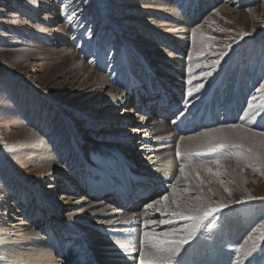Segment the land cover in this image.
I'll use <instances>...</instances> for the list:
<instances>
[{
    "label": "rangeland",
    "instance_id": "rangeland-1",
    "mask_svg": "<svg viewBox=\"0 0 264 264\" xmlns=\"http://www.w3.org/2000/svg\"><path fill=\"white\" fill-rule=\"evenodd\" d=\"M167 2L172 4L179 14V18L174 19V25L180 28L179 19L182 22H188L185 27L189 36L193 29L200 28L202 35L206 38L202 55L213 53L212 56H203L194 62L196 64L199 62L206 64L207 62L212 66L213 61H220L212 71L208 70L209 72L216 70L213 75H216L217 78L211 81L212 84L203 87L209 88L208 93L215 92V89L218 94L223 92V98H218V102L220 104L224 102V106L229 107L236 103L235 94L241 90L244 93L240 98L242 105L237 107V116L233 119L239 123L242 121L250 123L253 120L252 117H256V112L248 109L249 101L255 105L264 103V99H262L264 93L257 91L264 84V0H167ZM169 6L171 7V5ZM156 7L158 6L155 0H0V241L5 239L3 232L12 228L9 227L10 223L17 222L26 231H37L35 232L37 238H44L46 235L44 242H48L49 234L40 235L46 229V222L41 217L39 218L42 214L41 210H37L38 213L35 214L34 220L31 218L30 212L36 210L34 203L31 202L33 201L32 193L38 190L50 197H47L50 200L45 198L46 201L58 200L61 197L59 195L66 192L63 187L69 173L75 180L74 184L75 182L79 184L80 178H86V174H91L92 170L106 175L103 172L104 169L100 168V164H97L98 161L103 164L108 161L112 170L114 169L113 164L119 165L118 159L112 161L113 159L109 155L105 156L107 149L103 148L113 150L115 147V144L109 141V135L102 136L100 133L102 128H110V125L97 123V116H100L105 106H96L95 103L103 98V91L91 88L89 84H82V80L78 79L77 72L79 71L68 70V66L71 67V63L68 61L71 56H74L77 62H83L95 74L104 76L111 87L119 92L122 91L124 96L127 91L119 87L122 84L120 80L125 79L127 74L132 84L137 83L135 87H130L127 94L128 99L135 102L136 108H127L132 112L125 114L123 105L115 107L112 112L115 118L126 115L130 119V125L127 128L140 123L139 116L143 114L138 111L137 107L139 106V110L140 107L141 111L143 110L141 104L146 103L144 95L149 92L148 81L150 79H160V82L165 83L166 87H169V84L174 87L176 83L171 82V77L178 78L181 85L179 84L178 90L173 89V92H180L178 95L188 101V108L193 109V106L199 103L198 106L202 104L205 107L204 111H207L209 102L203 99V95H207L205 94L206 89L203 92L195 90L197 85L203 84L205 79H201L202 81L198 83L192 81L189 84L190 76L187 79L179 76V69L182 66H187V62L182 61L181 66L176 67L178 75H175L174 70L169 72L170 68L166 66L147 67L141 63L142 56L139 59L141 61H137L138 51L148 58L165 55V47H169L167 43L160 41L159 36L163 29L169 30V28L157 26L155 22L165 23L171 19V15L163 14ZM171 12L169 11V13ZM69 16H71V20H68ZM209 17L210 19L207 20ZM150 28L156 33L146 36L145 32ZM234 33H247L248 35L243 36L246 37V43L241 44L236 40L241 36H236L234 39L232 37ZM165 37L175 41L172 37ZM208 37L212 39L208 40ZM146 40L159 45V47H145ZM185 42L188 43L185 44L186 47L193 46L191 40ZM66 53L70 56H67ZM221 53L224 54L222 58ZM188 55V52L187 55L183 53L181 57L188 58ZM66 60L69 63H66ZM259 70H261L260 74ZM158 72L161 75L158 76ZM255 76L256 82L253 81ZM242 79L245 83L244 87L240 86ZM187 86L188 91L184 89ZM229 88H231L230 91L233 90L232 94L234 95H230V99L226 100L224 96L228 95ZM251 88L253 90L250 92ZM189 90H193L191 96L188 95ZM139 94L141 98L138 97ZM172 97L175 95L172 94ZM253 97L256 99L254 100ZM209 111L212 112V109ZM230 111H235V109ZM246 111H250L252 115L245 117ZM148 117H150L149 124H154L155 121L149 112ZM99 121L101 120L98 119ZM251 126L255 125L251 124ZM221 128L224 127L221 126ZM123 129L125 131V127ZM60 131H68L69 140L61 136ZM258 131L260 130L255 132L258 133ZM127 132L129 133V131ZM97 134L99 135L97 136ZM37 138L50 143V148H47L48 154L51 155L52 151L57 152L55 160L59 163L68 162L69 159L77 160L74 162L73 168L69 166L67 170L64 167L65 169L63 168L57 173L60 177L56 181V185L62 188L55 195L45 189L47 180L37 179L39 175L44 176V173H41L42 165L35 162L39 152L33 153L30 150L25 154L19 151L20 147L34 148L38 141ZM93 138H104V140L93 146L91 143ZM66 140L68 143L72 142L70 144L73 147L77 145L81 150L87 149L84 158H80L83 161L82 164L78 161L80 152L77 151L70 154L71 158L60 157L61 148L67 143ZM135 147L138 145L132 142L129 148L124 149L121 146L119 149L120 151L128 150V153L120 155L126 161L132 159V163L134 162L132 166L138 168L144 155L138 157L137 153L132 152L139 148ZM230 149L210 155L207 160L196 158L208 163L219 158L220 166L216 165L213 168L216 170L215 172H219L217 168L223 169L225 162L233 163L239 170L237 173L241 186L238 181L229 179L225 171L220 172L221 175L217 181L209 180V183L205 185L191 183L194 185L191 186L194 189L193 192L196 193H191L189 196L202 197L210 193L212 199L211 192H215L216 187L219 186L227 189L226 195L230 200L226 202L228 209H222L210 217L205 222L206 226L200 230V234H197L198 239L195 237L194 240L201 241L197 245L212 244L217 246L219 244L217 253L221 257L229 258L231 252L236 263L247 256L250 264H264V260L261 258V256L264 257V252L261 251L264 249V239H261V235L264 233V164L249 156L248 159L252 160L249 161L252 167H247L246 163L244 166L235 165V162L229 157V159H225V155H228L227 151L234 155L232 151H229ZM71 152L73 151L71 150ZM117 156L119 155L116 153ZM176 160L178 162V158ZM199 161H193L191 164H203ZM181 163L178 162L179 165ZM253 168L258 170L254 171ZM140 170L141 166L138 171ZM68 171L70 172L68 173ZM106 173L108 174V172ZM221 180L223 184L219 182ZM72 196L74 199L72 201L75 202L82 197L88 199L90 197L85 190L75 195L72 194ZM23 198L25 201H22ZM213 200H218V198ZM222 200H226L225 197ZM65 210L66 207H63V212ZM15 217H19L20 220H14ZM230 217L238 221L239 226L242 224V230L240 235L235 237L234 248L229 252L230 249L224 248L222 238L227 234L223 228L227 226L226 223ZM184 224L180 223L178 227L181 228ZM57 229L62 231L63 227ZM61 231L58 233L61 234ZM83 232L86 233L85 230ZM10 235H6V238ZM202 237L206 241H202ZM52 238L56 246L65 247L64 241L59 243L58 239ZM251 241L259 247L251 256H248L246 253L253 245ZM42 243L40 240L41 248ZM92 244L100 245V243ZM45 249L47 250V248ZM91 249V245H89L88 251ZM205 251L211 253L210 255L215 252L213 249L208 250L207 247ZM239 251L242 254H239ZM90 254L92 255V252L88 256ZM259 256L260 258H258Z\"/></svg>",
    "mask_w": 264,
    "mask_h": 264
},
{
    "label": "bare ground",
    "instance_id": "bare-ground-1",
    "mask_svg": "<svg viewBox=\"0 0 264 264\" xmlns=\"http://www.w3.org/2000/svg\"><path fill=\"white\" fill-rule=\"evenodd\" d=\"M155 3L158 6L156 7V9L161 11L163 14L165 13L166 15H171V19H169L165 23L155 22L157 26L169 28V30L163 29L161 34L159 35L160 41L162 43H167L169 47L168 48L165 47L166 49L165 55L155 56V57L150 56L148 58L145 57V54L142 55L141 51H138L137 61L139 62L142 60L141 63L147 65V67L150 68L152 67L155 68V66L169 67L170 68L169 72H171V70H174L175 75H178V70H177L178 68L176 67L178 65L181 66L182 61L184 63L187 62L188 64L190 63V65L187 64V66H182L179 69V76H183L182 78L185 77V79L189 78L190 76V79H192L194 83L196 82L198 83L202 81L201 79L203 80L205 79V81L202 84L203 86H206L207 84L210 83L212 84L211 81L217 78L216 75H213L216 72V70L215 72H209L208 70L212 71L213 66H211V64H208L207 62L206 64L200 62L196 64V62H194V60H200L201 57L203 56L205 57L212 56L213 54L210 52L209 54L202 55V53L204 52L203 44L206 38H204V36L202 35L201 29L196 28L197 35L194 39L192 36L193 30L192 32H190L191 33L190 36H189V32L186 31L185 25H188L187 24L188 22L187 23L182 22V20L179 19L180 28H177V26L174 25V19L179 18V14L177 10L173 8L172 4H168L169 2H167V0H155ZM169 5H171V7ZM169 11L172 12L169 13ZM163 14L160 15L166 16ZM208 19H210V17L207 18V20ZM151 29L152 28L148 29L145 32L146 36L149 34L156 33L154 32L153 29L152 30ZM241 34L242 33H234L232 37L235 39L236 36H241ZM165 36L172 37L173 39H175V41L170 40ZM241 37L236 38V40H238V42H240L241 44L246 43L245 40L246 37L243 38ZM190 40L192 41L193 46L186 47L187 45L185 44L188 43H186L185 41L188 42ZM152 46L159 47V45L153 44L149 40L145 41V47L149 48ZM187 52L189 53L188 58H186V56L182 58L181 55L183 53L187 55ZM66 54L67 56H70L68 53ZM141 56L142 59L139 60ZM69 59L70 60L68 61L71 63V67L68 66V70L79 71L77 72L78 79L80 81L82 80V84L84 85L89 84L91 88H95L99 91H103L102 92V94L104 95L103 98L95 103L96 106H105L100 116L99 115L97 116V123L102 125H106V124L110 125V128L107 127L102 128L100 133L102 136L109 135L108 137L109 141L115 144V147L113 146L114 147L113 150L103 146L102 147L104 149H107L105 150L106 152L105 156L109 155L113 159L112 161H116L118 159L117 161H119V165L116 166L115 164H113L114 169L112 170L109 167L108 161L104 162V164L102 162L99 163L98 161L97 164H100V168L102 167L101 169H104L103 172L104 173L108 172V175L111 178L106 179L105 175L103 176L100 173L95 172V170H92L91 174L90 173L86 174L87 175L86 178L84 179H82V177L80 178L79 184H76V182L74 184L75 180L72 179L71 174L69 173L70 171H68L69 173L68 178H66L67 180L65 181L64 184L66 187L65 186L63 187V189H65L64 191L66 192L61 193V195H59L61 197L58 198V200L55 199L52 201H46V199L50 197L44 194V192L42 193L38 190L34 191V193H32L33 201L31 202L34 203L36 210H33L32 213L30 212L31 218H33L32 220H34L36 218L34 217L35 214L38 213L37 210L38 209L41 210L42 214H40L39 218L41 217V219L44 222H46V226H45L46 229L45 232L40 233V235L44 236L45 233L49 234V237L47 238L49 240L48 242L47 241L44 242V238L46 235L44 236V238H40V237L37 238L36 237L37 234L35 233L37 231L35 232L26 231V229L23 228L21 225H19V223L11 222L9 227L12 228L10 230L8 229L3 232V236L5 237V239L0 241V264H102V263L103 264H139L140 240L145 230L155 231L157 233L164 231H171L173 229H179L180 227H178V224L187 223V222L175 218V222L173 224L161 225L158 223L160 219H172V217L162 216L161 213L156 211V208H160L161 212H163L165 210L163 205H154V207L150 208L149 211L147 210L141 212L139 206L123 203L124 198L117 201L113 197L102 194L100 188H97L99 186L97 184V181L102 180L103 183L108 184V186L110 187L115 186L116 184H118L121 187L122 184L124 183L123 179H125L126 176L128 178H134V181L137 182V184L142 185L145 188L151 189L149 192L155 191L153 199L147 200L146 201L147 203L145 202L146 203L145 205L149 203H153L155 198H159V200H161L162 197L168 196L169 199L166 202L168 212L179 210L177 209L176 204L172 203L173 200L172 185L175 184L176 185L175 197L178 198V202L181 205L191 204L194 207L199 208L201 207V203L195 200L194 199L195 197H193L192 195L189 196V194L191 193L192 194L196 193L193 192L194 189H192L191 187L193 184L191 183L194 182V184L197 185L200 183L202 185H205L206 183H209V180L217 181V177L211 175L206 170V169H211L213 172H215L216 170H214L213 168L217 164L208 163V162L197 165L186 164L185 167L186 178L181 177L179 181H177V177H180V171H179L180 165L178 164V162H182V163L184 162L183 159H178V162L176 160L177 145H179V149L182 156L184 158H187L189 153L196 151L198 148L204 146L208 142L209 138L205 137L203 135L204 133H210L216 129H224L225 133H227L230 136L231 140L238 143H242L245 146L244 148L230 149L229 151H232L234 155H231V152L227 151L228 155L227 154L225 155V159L229 157L230 159H232L233 162H235V165L238 166L239 165L244 166L245 163L250 164L249 161L252 160L248 159V157L249 156L252 157V155L247 152V148L249 147L252 148L253 152H255L256 154L264 156V135H261V133L264 132V108L255 109L254 112H256L255 115L256 117L254 118L251 116L253 120L250 123H248L247 121L246 122L242 121L239 123L238 121H235L233 119L234 117L237 116L236 109L241 104V100H240L241 94H244L242 93L241 90L235 94V97H237L235 98L237 100L236 103H234L231 107H229L227 105L224 106V102L223 104H220L218 102L219 99L223 98L222 97V94H224L223 92L218 94L217 89H215V92L208 93L207 91L209 88L208 89H206L207 87L200 88V90L198 91L201 92L205 91L206 89L205 94L207 95H203L204 96L203 99L208 101L210 105L216 106V109L214 111L219 110L221 115L219 114L218 116H216L215 113L217 112L214 113L207 112L205 115H203L202 113L200 114V110H198V108L197 109L195 108L198 106L199 103H196L194 108L192 109L194 111L192 115H194L195 117H199L196 119V121H199L200 123L194 125L192 123L188 124V122H186V123H181L180 125H173L168 123L165 119H161L159 115L155 113L152 106L153 103L152 98H157V96H159V93L163 91L165 93H168V96L171 97L172 94L174 93L176 94V92H178V91L173 92V89L178 90L181 83L179 82L178 78L174 79L173 77H171V82L174 81L178 85L173 83L174 84L173 87L172 84L170 85L168 83L169 87H172L169 88L165 86V83L160 82V79H150V81H148L149 92L144 95V97H146V99L145 98L144 99L147 104L141 105L144 108V110L142 111H141V107L140 110H139V106L137 107L138 111L142 112L143 114L142 116L141 115L139 116L140 123L139 125L133 124L135 126L127 128V126L129 127L130 125V119H128L126 115L121 118H115L112 115V112L115 107L118 106L122 107L123 105H124L123 109L125 114L128 113L130 114V112H132L127 108H134L135 102L132 99H128L127 94L129 93L130 87L131 86L135 87L136 86L135 84L137 83H133L134 84L133 86V84L130 82L126 74L125 79L120 80L122 84L119 86L122 89H126L127 93L124 96L122 91L119 92L118 90L112 88L111 85L107 82V79L104 78V76L95 74L83 62L81 63L77 62L74 56H71ZM68 61L66 63H69ZM197 65H199V67H197ZM205 65H207V67ZM189 68L192 69L191 75L193 76L189 74L188 71ZM260 71L261 70H259V74ZM159 72L157 73L158 76L161 75ZM205 72L210 73V75H206V76L203 75ZM175 75L173 74V76ZM193 77H195V79H193ZM255 80H257L256 76L253 81ZM244 84L245 83L242 79L240 86L244 87ZM247 85H246V89H247ZM184 89L188 91V86L187 88ZM230 89L231 88H229L227 92L228 95L224 96L226 100L230 99V95H234L232 94L233 90L230 91ZM252 90H253L252 88L249 89L250 92ZM138 97L141 98V95L139 94ZM149 102H151V104ZM148 103L150 104V106H148ZM155 104H157V102ZM185 104L183 105L185 106ZM233 108L235 109V111H230L233 110ZM148 112L150 113L151 117H153L155 121L154 124H149L150 117H148ZM117 116H119V114H117ZM219 117H221L220 122H217V119ZM257 117L260 118L257 119ZM98 119L101 120L102 122L101 121L98 122ZM201 122L203 123L209 122L210 124L211 122H214L216 124L215 126L208 127L209 129L208 130L207 128L203 129L202 127L203 124ZM233 123H239V125H243L244 127L242 130L232 131L227 127V125ZM251 124L255 126H251ZM216 126L220 128H217ZM221 126L224 128H221ZM124 127H125V131L123 129ZM122 129L123 131H121ZM254 130L255 131L260 130V131H258L257 133ZM127 131H129V133ZM60 134L65 139L69 140L70 136H67L69 134L68 131L65 132L60 131ZM98 135L99 134H97V136ZM241 135L247 137V139L241 140L240 139ZM37 140L38 141H36V145H34V148L30 149L28 147H20L19 151L25 154L29 153L30 150H32L33 153L39 152L37 154V158L35 162L38 163L39 165H42L43 171L41 173H44V176L41 177L39 175V178L37 179L47 180L45 189L48 190L51 194L55 195L56 192H58L60 188H62L56 185L57 183L56 181L60 177L58 176L57 173L60 172L61 169H63L64 167L67 168V170L69 166L73 168V164L74 162H77V160L74 161V159L73 160L69 159L68 162L64 161L62 162L63 164L59 163V161L55 160L57 157L56 154L57 152L52 151L51 155L48 154L47 148H50V143H46L45 141H42L39 138H37ZM67 140H66L67 143H65L64 146H62L61 148L60 157L63 156V157L71 158L70 154L77 151L80 152L78 156V161L79 163L82 164L83 161L80 158L81 157L84 158V154L87 152V149L84 148L81 150L79 148L80 146L78 147L77 145L73 147V145L70 144L72 142L68 143ZM101 140H104V138H96L93 141H91V143L93 146H95L100 144L98 142ZM132 142L137 144L139 147V148L135 147L138 149L132 152L137 153L139 155L138 157L140 156L142 157L144 155L143 161L139 162L141 164L140 171H138L140 169V166H138V168L132 166V164H134V162L132 163V159L131 161L130 160L126 161L124 157L120 155L123 153L126 154L128 150L124 151V149L129 148V145H131ZM121 146L124 148L123 151H120L119 149V147ZM71 150L73 152H71ZM116 153L120 156V158L119 156L116 157ZM196 158L207 160L208 156H203V157L191 156L192 161H196V162L199 161ZM236 168L233 163L225 162L223 169L217 168V170L219 172L225 171L229 179L238 181L239 186H241L237 173L239 170H237ZM85 169L87 170V168ZM72 173L74 175V172ZM197 175H199L201 182H199V180L196 179ZM216 188L217 189H215L216 190L215 192H211V194L213 195L212 199L210 193L206 194V196L204 195L202 197L199 196L202 198V201L205 205L207 206H215L217 204L226 205V202L230 201L226 195L225 188H221L219 186H217ZM184 189H187V191H184ZM83 190L87 191L88 196L89 195H93V196H90L89 199L87 197H82L79 201L78 200L76 202L72 201L74 200L72 194L73 195H75L76 193L78 194ZM127 190L132 194L141 193L140 189H137L136 187H131V188L129 187ZM157 192H160L159 196H157L158 195ZM224 197L226 200H222V198ZM214 198H218V200H213ZM22 201H25V199L23 198ZM63 207H66L65 212H63ZM226 208L228 209V206L223 209ZM230 218H228L229 221L226 223L227 226L223 228L227 231V234L223 236L222 243L224 244L225 249L233 250L234 248L233 243L235 242L234 241L235 237L240 235L239 233L242 230V224L241 226H239L238 221H235L232 218L231 219ZM13 219L16 221L20 220L19 217H15ZM146 221L149 222L147 224V228H145ZM152 221H157V223H152ZM54 226H56L57 228L63 227V230L62 231L58 230ZM47 227L49 228L47 229ZM77 228H80L81 230L79 231V229ZM84 230L86 231V233L83 232ZM59 231H61L62 233L59 234L58 233ZM9 234H11L10 237L6 238V235L8 236ZM258 235L260 236V234ZM12 236L13 238H11ZM121 236L125 238L122 240L120 239ZM52 237L54 238L56 237L55 240L58 239L59 243L60 241H64L65 247H63L60 244H59L60 246H56V243L55 244L53 243ZM253 239L252 241L256 242ZM40 240L43 242L42 248L40 246ZM204 240L206 241V239L202 237V241ZM252 241L251 243H253ZM199 242L201 241L196 242V240L192 239L188 244L184 245L177 259L180 260L182 257H186L187 264H250L247 256H244L242 260L237 261L236 263L233 262V258L231 256L232 253H230L229 258L221 257L219 253H217L219 244H217V246L212 244L197 245V243ZM92 243H100V245H93ZM89 245H91L92 248L91 251H88ZM206 247L208 248V250L213 249L215 251L214 254L210 255L211 253H207L205 251ZM45 248H47V250ZM90 252H92V255L90 254L88 256ZM239 254L242 253L239 251ZM258 258H260V256ZM261 258L262 260H264L263 256H261ZM180 264H184V263L181 262Z\"/></svg>",
    "mask_w": 264,
    "mask_h": 264
},
{
    "label": "snow or ice",
    "instance_id": "snow-or-ice-1",
    "mask_svg": "<svg viewBox=\"0 0 264 264\" xmlns=\"http://www.w3.org/2000/svg\"><path fill=\"white\" fill-rule=\"evenodd\" d=\"M68 20H71V16L68 17ZM197 35V30L193 29L192 36L195 39ZM248 35L247 33H242L241 36ZM208 40H211V37L207 38ZM230 47V46H228ZM223 53H221V58L223 57ZM219 60H215L212 62V66L215 67L217 64H219ZM207 66V65H205ZM199 67V65H197ZM189 74L191 75L192 69L189 68ZM203 75H210V73H204ZM195 79V77H193ZM188 83H192V79L188 80ZM203 85H197L196 91H198L200 88H202ZM193 90H189L188 95H192ZM257 91L264 93V84L261 85ZM253 99H256L253 97ZM264 99V97H262ZM257 108H264V103H261L259 105L253 104L251 101L248 103V109L255 111ZM250 112L246 111L245 116H249ZM241 119H244V117H241ZM175 122V121H173ZM232 131L242 130L243 125L239 124H233L227 126ZM205 137L209 138L208 142L198 148L196 151L189 153L187 158H184L180 152L179 145H177V151L176 156L178 159H183L184 162L181 163L179 171H180V177H177V181L181 177H185V167L186 164L193 163L191 156L196 157H203V156H210L216 153H221L225 149L230 148H244V144L235 142L231 140L230 136L225 133L224 129H216L213 130V132L210 133H204ZM261 135H264V133H261ZM183 139V137H182ZM191 139V138H189ZM241 140L247 139V137L240 136ZM247 152L252 155V157L255 160L260 161L262 164H264V156L258 155L255 152H253L252 148H247ZM211 163H216L217 167H219V158L216 160L210 161ZM199 163H206L205 161H199ZM247 167H252L251 164L246 165ZM211 175L216 176L217 178L221 175L220 172H213L211 169H206ZM254 171H257L258 169L253 168ZM197 180H200L199 175L196 176ZM221 184H223V181H219ZM173 188V200L172 203L176 204L177 211H167V201L169 199L168 196L162 197L161 200L154 201L153 203H149L145 206L146 209L153 208L154 205H163L164 211L161 212L160 208H156V211L161 213L162 216H169L172 217V219H160L158 221L159 224H173L175 222V218H178L179 220L185 221L183 227L179 229H173L171 231H164L157 233L155 231H148L145 230L143 232V236L140 240V251H139V264H180L177 257L180 255L181 249L184 247V245L188 244L192 239H194L197 234L200 232V230L205 227V222L209 220L210 217L214 216L216 213L220 212L223 208L227 207L225 204H217L215 206H207L203 203L202 198L197 196L194 199L201 203V207L196 208L191 204H184L181 205L178 202V198L175 197V190L176 185H172ZM184 191H187V189H184ZM227 191V189H225ZM187 209V210H185ZM149 222H145V228H147V224ZM152 223H157V221H152ZM261 239H264V233L261 235ZM257 245L253 243L252 248L247 251L246 255L251 256L256 250ZM262 252H264V249H261Z\"/></svg>",
    "mask_w": 264,
    "mask_h": 264
}]
</instances>
